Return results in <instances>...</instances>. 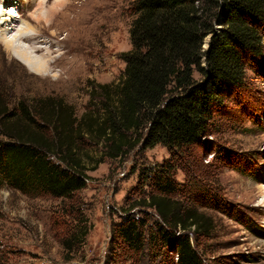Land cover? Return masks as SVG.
I'll list each match as a JSON object with an SVG mask.
<instances>
[{
  "label": "rangeland",
  "instance_id": "374dc122",
  "mask_svg": "<svg viewBox=\"0 0 264 264\" xmlns=\"http://www.w3.org/2000/svg\"><path fill=\"white\" fill-rule=\"evenodd\" d=\"M56 1L0 0V7L6 3L9 11L14 5L16 19L35 29L25 44L36 48L35 59L47 60L44 73L31 72L0 42V90L12 103L60 98L78 118L88 113L98 119L102 97L96 88L120 79L122 54L131 48L133 0H59L57 7ZM49 8L74 20L73 29L60 26V17L34 20ZM247 84L229 100L226 115L215 117L205 142L180 159L160 144L145 149L137 144L113 158L87 136L78 155L88 180L71 197L0 188V264H170L172 253L127 250L115 226L126 215L144 216L149 224L158 218L142 203L150 191L144 175L172 158L178 164L174 177L190 185L193 201L206 189L216 204L233 209L227 215L224 209L202 208L215 224L208 237L192 236L204 264H264V70H247ZM176 197L191 200L186 193Z\"/></svg>",
  "mask_w": 264,
  "mask_h": 264
},
{
  "label": "trees",
  "instance_id": "16d2710c",
  "mask_svg": "<svg viewBox=\"0 0 264 264\" xmlns=\"http://www.w3.org/2000/svg\"><path fill=\"white\" fill-rule=\"evenodd\" d=\"M131 7V48L122 54L120 79L96 88L98 119L78 118L60 98L12 103L0 90V188L71 197L88 180L78 155L87 136L113 158L137 144H160L180 159L205 142L216 116L226 115L229 100L248 85L247 70H264V0H133ZM174 161L144 175L150 191L142 203L158 218L149 224L126 215L115 235L135 253L167 252L174 254L170 264H204L192 236L208 237L215 224L202 208L227 215L233 209L216 204L206 189L193 201L190 185L174 177ZM185 193L191 200L176 197Z\"/></svg>",
  "mask_w": 264,
  "mask_h": 264
},
{
  "label": "bare ground",
  "instance_id": "6f19581e",
  "mask_svg": "<svg viewBox=\"0 0 264 264\" xmlns=\"http://www.w3.org/2000/svg\"><path fill=\"white\" fill-rule=\"evenodd\" d=\"M62 3V1L58 0L55 2V5L57 7ZM5 5H1L0 7V42L12 56H14L22 64H24L31 72L44 73V68L47 65V60H45V58L35 59L33 53L37 51L36 48L34 46L25 44V39L29 38L32 35L34 36L35 29H33V27H31L28 22H23L22 20L18 21L16 19L17 16H19V13L14 5L9 11H5L4 8H7L5 7ZM58 17L62 19V21L60 22V26H70L73 29L75 21L65 17L63 11L56 12L55 10H50L48 13H46L41 10L39 14L33 16L34 20L38 23L44 21L51 22Z\"/></svg>",
  "mask_w": 264,
  "mask_h": 264
}]
</instances>
